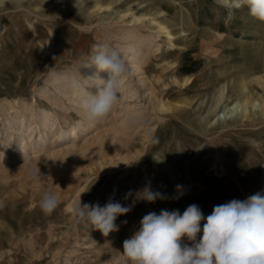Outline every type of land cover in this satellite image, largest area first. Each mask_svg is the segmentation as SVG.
<instances>
[{
  "label": "rangeland",
  "instance_id": "rangeland-1",
  "mask_svg": "<svg viewBox=\"0 0 264 264\" xmlns=\"http://www.w3.org/2000/svg\"><path fill=\"white\" fill-rule=\"evenodd\" d=\"M98 45L118 48L129 74L111 113L89 126L71 81L93 76L84 66ZM244 94L250 116L227 117ZM148 183L164 199L136 200ZM48 191L60 200L51 214L39 207ZM257 193L264 22L247 8L230 16L218 0L0 2V264H131L123 242L149 212L196 204L206 218ZM109 198L134 205L119 231L105 237L74 221L75 202Z\"/></svg>",
  "mask_w": 264,
  "mask_h": 264
},
{
  "label": "clouds",
  "instance_id": "clouds-1",
  "mask_svg": "<svg viewBox=\"0 0 264 264\" xmlns=\"http://www.w3.org/2000/svg\"><path fill=\"white\" fill-rule=\"evenodd\" d=\"M218 3L230 16L247 8L250 16L264 22V0H218ZM84 67L95 68L96 73L84 78L87 83L73 79L71 89L83 97L80 107L84 119L89 126H94L118 103L120 80L129 74V68L118 48L104 45L97 46ZM101 72L107 73L106 79L99 77ZM92 87L97 89L95 94L89 92ZM135 124L136 121H129L130 127ZM145 135L153 143L158 142L147 124ZM33 178L38 180L42 176L37 172ZM176 188L180 192L182 186ZM158 199H164V195L152 190L150 183L136 196V200L148 203ZM59 204L58 196L51 191L44 192L39 200L45 214H51ZM133 206H125L112 198L104 206L82 204L80 199L74 203L72 215L77 224L99 230L107 237L119 231L117 218L128 214ZM202 220L206 222L201 228ZM140 225L139 230L123 242V256L131 264H264V196L259 193L216 205L206 218L201 209L192 204L182 214L179 210L149 212ZM201 232L202 236L197 239ZM185 238L190 243H182Z\"/></svg>",
  "mask_w": 264,
  "mask_h": 264
},
{
  "label": "bare ground",
  "instance_id": "bare-ground-1",
  "mask_svg": "<svg viewBox=\"0 0 264 264\" xmlns=\"http://www.w3.org/2000/svg\"><path fill=\"white\" fill-rule=\"evenodd\" d=\"M3 2L4 0H0V2ZM9 1V0H8ZM36 1V0H35ZM39 2H40V0H39ZM104 7V5H102V4H97L96 5V8H98V9H102ZM160 28L162 29V30H167V28L166 27H164V26H162V25H160ZM161 30V31H162ZM167 35L170 37V36H172L173 34H171L169 31L167 32ZM96 73V70L95 71H93V75ZM99 77L100 78H103V79H105L106 77H107V73L106 72H101V73H99ZM243 87H245V85L243 86ZM245 89H246V87H245ZM224 91H225V89H224ZM222 92V95H220V100H219V102L218 103H220L221 102V100H223L224 99V101H225V96H224V93L225 92ZM246 91V90H245ZM243 92V91H242ZM240 98V97H239ZM238 98V99H239ZM218 100V99H217ZM242 100L243 101H240V102H236L235 103V105H234V107H232L229 111H227L226 112V116L227 117H229V118H231V117H234V116H237V115H241V116H243V117H249L250 116V113H251V111H252V109H251V107H252V105H251V103H252V99L251 98H249L247 95H245L244 94V99L242 98ZM162 107L163 108H166V106L163 104L162 105ZM216 108V107H215ZM75 135H76V133H75Z\"/></svg>",
  "mask_w": 264,
  "mask_h": 264
}]
</instances>
